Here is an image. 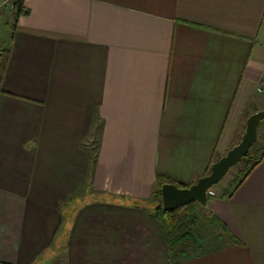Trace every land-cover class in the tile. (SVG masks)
<instances>
[{"label": "crops", "instance_id": "0c3cea01", "mask_svg": "<svg viewBox=\"0 0 264 264\" xmlns=\"http://www.w3.org/2000/svg\"><path fill=\"white\" fill-rule=\"evenodd\" d=\"M23 8L0 47V264H264V155L208 199L235 244L178 260L148 206L264 109V0Z\"/></svg>", "mask_w": 264, "mask_h": 264}, {"label": "trees", "instance_id": "16d2710c", "mask_svg": "<svg viewBox=\"0 0 264 264\" xmlns=\"http://www.w3.org/2000/svg\"><path fill=\"white\" fill-rule=\"evenodd\" d=\"M15 6H16V11L13 12V25H12L13 29L18 17L25 13L23 8V0H16ZM6 53L7 50H4L2 53H0V82L6 66V61H7ZM263 155H264V140H262L259 150L254 155L255 157L252 158L251 160L252 163L249 165V167L241 170L238 173V181L236 182V185L231 191H228L226 195H230L237 188V186H239V184L246 178V176L251 172V170L260 162ZM164 181L168 182V180H165V178H161V177L157 178V182H156L157 188L153 192L149 204H151L150 206L153 207L152 210L156 218L161 223L164 239L169 252L172 255H174L176 259L179 260V259H183L180 254L182 253L181 248H183L186 245V242L188 241L186 237L188 235H191V231L196 225L197 220L200 218L201 212L203 211L204 208H202L198 203H192L175 211L165 212L162 209L161 199H160V187L164 183ZM214 219L216 226L221 230L222 240L227 242L228 244L229 243L235 244L236 243L235 239L232 236V234L229 232L227 227L216 217Z\"/></svg>", "mask_w": 264, "mask_h": 264}, {"label": "rangeland", "instance_id": "374dc122", "mask_svg": "<svg viewBox=\"0 0 264 264\" xmlns=\"http://www.w3.org/2000/svg\"><path fill=\"white\" fill-rule=\"evenodd\" d=\"M15 2L16 0H1L0 2V7H4L8 10L7 11L3 9L0 11H3V14L0 15V47L3 48L6 47V41L9 38L8 32H11L13 29L12 26H9V24L11 25V23L13 25V18L10 20L9 17H13V12L16 11ZM257 133V140L253 144L252 148H250L247 156L227 172L226 176L223 178L220 184L210 189L214 193V196L220 195L221 190L225 188L222 186H226L227 188L224 193L231 191L238 181V173L241 170L249 167V165L252 163V158L255 157L254 155L261 146L260 143L262 142V140H264V120L259 124ZM150 205L151 204H149L148 206L149 208L151 207L150 209L152 210L153 207ZM214 218L215 215L209 210L208 206L203 209L200 218L197 220L196 225L191 231V235H188L186 237L188 240L186 242V245L181 248L182 253L180 255L182 258L193 256L195 254H201L203 252L207 253L227 244V242L222 240L221 230L216 226ZM172 256L175 257L174 255Z\"/></svg>", "mask_w": 264, "mask_h": 264}, {"label": "water", "instance_id": "95a60500", "mask_svg": "<svg viewBox=\"0 0 264 264\" xmlns=\"http://www.w3.org/2000/svg\"><path fill=\"white\" fill-rule=\"evenodd\" d=\"M263 120L264 109L249 115L239 143L213 163L209 173L199 178L196 183L186 188H180L172 183H163L160 187L162 209L165 212H172L192 203H198L202 208H206L209 199L208 190L217 185L231 168L247 156L251 146L257 140L258 126Z\"/></svg>", "mask_w": 264, "mask_h": 264}, {"label": "built area", "instance_id": "2783aa9c", "mask_svg": "<svg viewBox=\"0 0 264 264\" xmlns=\"http://www.w3.org/2000/svg\"><path fill=\"white\" fill-rule=\"evenodd\" d=\"M0 2H1V0H0ZM257 92H258V94L264 93V74H263V76H262V78H261V80L257 86ZM263 139H264V136H263ZM213 196H214V193L211 190H208V197L210 198Z\"/></svg>", "mask_w": 264, "mask_h": 264}]
</instances>
